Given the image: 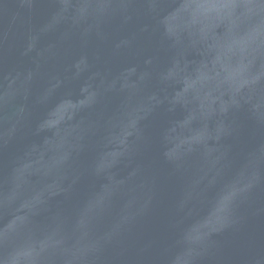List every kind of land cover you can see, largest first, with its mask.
Listing matches in <instances>:
<instances>
[{
	"label": "water",
	"instance_id": "1",
	"mask_svg": "<svg viewBox=\"0 0 264 264\" xmlns=\"http://www.w3.org/2000/svg\"><path fill=\"white\" fill-rule=\"evenodd\" d=\"M0 264H264V0H0Z\"/></svg>",
	"mask_w": 264,
	"mask_h": 264
}]
</instances>
